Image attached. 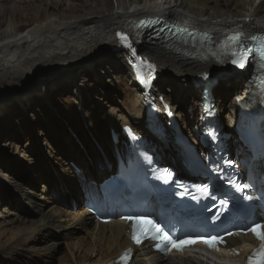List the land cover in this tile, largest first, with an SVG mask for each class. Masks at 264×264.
I'll return each mask as SVG.
<instances>
[{"label": "bare ground", "instance_id": "1", "mask_svg": "<svg viewBox=\"0 0 264 264\" xmlns=\"http://www.w3.org/2000/svg\"><path fill=\"white\" fill-rule=\"evenodd\" d=\"M192 1L199 4L191 6L193 10L195 9L193 13H196V17L182 12L183 1L179 4L178 0H0V116L6 114L7 105L12 97L19 100L21 107L27 108L37 98H42L51 107L55 106L53 101L60 102L61 97L52 99L53 95L62 87L66 89L75 86L74 83L82 69H88L99 78L105 76V68L117 71L115 79L127 81L129 78V89L124 91L129 92L131 88L133 89V99L123 110L127 117L112 111L108 113L104 126L92 122L95 140L90 133V137H83L85 142L80 141L83 145L80 146L78 143L80 137L71 136L73 126H67L70 132L67 130L68 133L64 136V149L67 150L68 146L75 148L70 155L79 162H75L78 166L75 170L68 162L65 160L63 162L58 157L50 162L46 168L50 184L43 186L40 198L44 207L50 205L47 201L53 200L54 203L56 201L65 203L70 209L52 206L50 212L54 211L51 212L53 215L42 218L39 227H27L21 237L6 245L3 244V248L9 250V253L14 252L22 244L27 246L41 231L47 232L42 236L46 241L56 233L65 237L81 230L85 235L80 241L86 240L88 242L86 247L87 245L90 247L84 250V243H79L78 249L84 250L85 255L79 260L72 259L75 261L74 264H106L131 246L127 233L129 226L119 220L108 224L96 222L95 216L90 214L86 207V194H92L94 198L99 199L95 182H101L111 173L117 172L115 148L125 152L122 137L119 138V143L115 144L111 137L106 139L101 131H105V128H108L109 132L111 129L121 130L123 126L131 125L139 134H154L153 123L147 115L148 94L138 86L131 72L132 53L155 65L158 77L151 97L158 104L162 105L165 102L175 113L180 106L174 104L175 100H180L179 96L184 99L187 110L179 113V118L184 123V128L187 123L190 124L192 130L189 137L194 141L200 137L199 116L203 91V87H199L196 81L203 71H210L212 74L217 71L223 72L213 89L215 93L222 88L221 94L219 93L222 98L217 99L216 108L219 105L222 111L226 109L225 98L232 89H235L238 97L243 98L244 102L249 100L252 95L249 88L251 83L248 81L251 64L243 71L233 74L225 70V67H216L211 61L214 58L208 59L207 51L191 45L168 48L158 42H148L142 36L141 28H135L138 17L152 15L154 10L160 9L167 17H176L194 24L195 29L203 22V25L206 24L214 34V40H219L224 31L234 27L251 31L264 29V0ZM162 3L165 6L163 9ZM32 11L37 12L39 16L34 15ZM19 17L30 19L33 23L28 26L26 23L19 24L17 23ZM117 33L127 36V44H131V51L120 48L125 44L120 42ZM150 33L152 34V31ZM146 35L149 36L148 33ZM110 58H116L117 66L112 64ZM95 61L98 63L93 65ZM104 62L106 66L102 67ZM120 71H124L123 77ZM232 78L237 79L233 81ZM172 82L181 85L177 97L166 93V86ZM238 97L233 98L232 113L228 115L227 121L230 125L241 124V117L238 116ZM76 120L72 117L69 122L74 124ZM78 132L85 133L84 129ZM150 141L167 163L178 165L176 146L168 143L169 139L167 143L156 139ZM75 143L79 144L80 149L76 148ZM89 146L91 152L87 150ZM239 148L238 144L237 155L242 157L245 150L240 151ZM5 177L15 179L10 174H6ZM15 185L17 187V184ZM25 191V200L33 203L35 211L39 213L43 211L44 207L36 205L33 201L36 192L28 189ZM3 195L4 193H0V196ZM20 209L23 211V208ZM19 218L24 222L30 221L21 215ZM159 257L156 253H150L147 246H143L137 248L136 257L131 264H156ZM167 264L218 263L203 262L184 256L176 260L170 258Z\"/></svg>", "mask_w": 264, "mask_h": 264}, {"label": "rangeland", "instance_id": "2", "mask_svg": "<svg viewBox=\"0 0 264 264\" xmlns=\"http://www.w3.org/2000/svg\"><path fill=\"white\" fill-rule=\"evenodd\" d=\"M182 1L181 11L196 17V13H193L195 9L193 10L191 6H194V4L199 6V4L194 3L192 0H178L179 4ZM32 13L38 15L35 11H32ZM19 18L17 19L19 24L26 23V26H28L33 23L30 19ZM110 59L112 64L117 66L116 58ZM97 63L98 61L93 62V65ZM103 66H106V63L102 64ZM96 67L98 68V66ZM116 72L105 68V76L99 78V76L96 77L91 74L88 69H82L74 83L75 86L66 87V89L62 87L53 95L52 99H60L61 97V101H53L55 106L52 107L44 102L42 98L33 100L27 108L21 107L17 98L12 97L9 101L6 114L0 116V193H4L3 196H0V264H74V260H79L85 255L84 250L90 247V245L86 247V244H88L86 240L80 241V238L85 234L78 230L71 236L65 237L64 235L58 236L56 233L46 241L42 239V236L47 232L41 231L35 235L34 241H31L27 246H25L26 244L20 245L14 252L9 253V250L3 248L10 241L21 237L25 232V228L39 227L42 218L53 215L51 212L54 211L50 212L52 206L55 205L53 208L70 209V206L65 203L56 201L55 204L53 200L47 201L50 205L42 206L40 198L42 188L50 184L46 168L50 162L58 157L61 161L68 162L69 166L76 170L78 164L75 162H79L70 155L75 148L68 146L66 150L63 145L65 144L64 136L69 131L67 126L72 125L74 127L71 128L73 130L71 136L74 138L80 137L81 140H78L80 144V141L85 142L83 137L94 135L92 122L104 126L109 112L114 111L127 117L123 110L129 105L128 102L133 99V89L131 88L129 92L124 91L129 89V78L127 81L124 79L117 80L114 77ZM120 75L123 77L124 71H120ZM235 79L237 78H232L233 81ZM180 87V84L172 82V84L166 86V93L177 97ZM221 90L222 88L214 93L215 103L221 97ZM238 96L239 94L236 93L235 89H232L225 98L226 109L222 111L218 105V111L220 115L222 113L221 116L225 124L228 122L229 113H232L233 98ZM179 97L180 100L176 99L174 102V104L180 105L175 114L183 131L190 136V130H192L190 124L187 123L184 128V123L179 118V113L187 110L186 102L181 96ZM72 117L77 119L78 123L77 120L74 124L70 123ZM81 129H84V134L78 132ZM101 133L106 139H110L111 132L108 131V128H105V131H101ZM93 138L95 140L94 136ZM78 143H75L77 145L75 146L80 149ZM87 150L91 152V146L87 147ZM81 152L82 156L85 157L83 151ZM23 155H27L28 158ZM6 174L12 175L15 179L5 177ZM96 183L100 182H95V185ZM15 184H17V187ZM27 189L36 192V198H33L34 203L44 207L40 213L35 211L36 208L33 203L25 200L24 193ZM20 207L23 208V211ZM74 209H76L75 206ZM19 215L30 221H22ZM79 243H84V250L78 249Z\"/></svg>", "mask_w": 264, "mask_h": 264}, {"label": "snow or ice", "instance_id": "3", "mask_svg": "<svg viewBox=\"0 0 264 264\" xmlns=\"http://www.w3.org/2000/svg\"><path fill=\"white\" fill-rule=\"evenodd\" d=\"M117 36L120 39L121 43L127 44V36L122 33H117ZM230 42L238 43L240 37L237 35H233L228 38ZM255 39V37H253ZM259 51L261 53V58L264 60V40H261L259 45ZM233 64H236L238 67H245L246 57L243 52L240 53L239 60H233ZM264 68V63L260 65ZM147 69L153 70L155 68L154 64L148 63L146 64ZM202 191H206L205 189H201ZM238 191L242 189L240 187L237 188ZM250 198V197H246ZM223 203V201L221 202ZM125 220H129L132 222L131 224V232H132V240L136 244H141L143 240H157L161 239L166 245H170L171 248H174L178 251H182L184 246L190 243L201 242L207 244L209 247H215L217 244L224 243L223 237L219 236H211L208 239H202L199 241L196 240H179L173 239L167 232H164L159 224L153 222L150 219H145L142 214H133L124 217ZM248 231L252 232L256 238L259 240L258 248L254 249L253 253L248 257L247 264H264V224L253 222V224L249 225ZM230 235H233L230 233ZM236 250L233 249V252ZM127 256V253H125ZM125 257L122 256L123 260Z\"/></svg>", "mask_w": 264, "mask_h": 264}, {"label": "water", "instance_id": "4", "mask_svg": "<svg viewBox=\"0 0 264 264\" xmlns=\"http://www.w3.org/2000/svg\"><path fill=\"white\" fill-rule=\"evenodd\" d=\"M148 35H150V32H148ZM225 70H228V68H224Z\"/></svg>", "mask_w": 264, "mask_h": 264}]
</instances>
